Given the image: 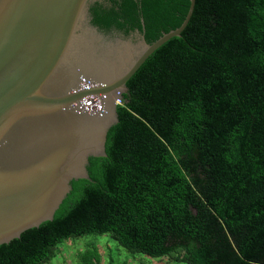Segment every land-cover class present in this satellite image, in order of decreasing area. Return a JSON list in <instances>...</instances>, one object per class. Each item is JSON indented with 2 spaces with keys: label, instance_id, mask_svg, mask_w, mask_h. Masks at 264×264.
Masks as SVG:
<instances>
[{
  "label": "trees",
  "instance_id": "obj_1",
  "mask_svg": "<svg viewBox=\"0 0 264 264\" xmlns=\"http://www.w3.org/2000/svg\"><path fill=\"white\" fill-rule=\"evenodd\" d=\"M189 5L121 0L91 7V24L138 29L150 44ZM126 87L90 180L71 182L51 221L0 245V264H49L61 243L92 234L179 264H264V0H195L180 36ZM79 258L100 262L93 246Z\"/></svg>",
  "mask_w": 264,
  "mask_h": 264
},
{
  "label": "water",
  "instance_id": "obj_2",
  "mask_svg": "<svg viewBox=\"0 0 264 264\" xmlns=\"http://www.w3.org/2000/svg\"><path fill=\"white\" fill-rule=\"evenodd\" d=\"M89 0H0V245L51 221L71 190L90 180V157H106L116 100L160 46L105 39Z\"/></svg>",
  "mask_w": 264,
  "mask_h": 264
},
{
  "label": "rangeland",
  "instance_id": "obj_3",
  "mask_svg": "<svg viewBox=\"0 0 264 264\" xmlns=\"http://www.w3.org/2000/svg\"><path fill=\"white\" fill-rule=\"evenodd\" d=\"M89 246L98 251L99 264H179L169 257L159 259L130 254L117 245L108 234H92L64 241L58 246V255L49 264H82L79 257Z\"/></svg>",
  "mask_w": 264,
  "mask_h": 264
},
{
  "label": "flooded vegetation",
  "instance_id": "obj_4",
  "mask_svg": "<svg viewBox=\"0 0 264 264\" xmlns=\"http://www.w3.org/2000/svg\"><path fill=\"white\" fill-rule=\"evenodd\" d=\"M115 2V6H113L112 0H89L87 3V10H88V16L87 18L89 19V22L91 24V13H90V8L91 7H97L100 9H105L107 7H112L115 10H119L121 0H113ZM92 25V24H91ZM96 30L107 40L110 41H128V39H131L132 41H136L138 38L137 35H141L144 37V33L139 31L138 29L132 30L129 33L126 32L124 29H118L115 25H111L108 28H99L96 27Z\"/></svg>",
  "mask_w": 264,
  "mask_h": 264
},
{
  "label": "built area",
  "instance_id": "obj_5",
  "mask_svg": "<svg viewBox=\"0 0 264 264\" xmlns=\"http://www.w3.org/2000/svg\"><path fill=\"white\" fill-rule=\"evenodd\" d=\"M121 103H122V100L121 99L120 100L119 99L116 100V106L117 105H121Z\"/></svg>",
  "mask_w": 264,
  "mask_h": 264
}]
</instances>
